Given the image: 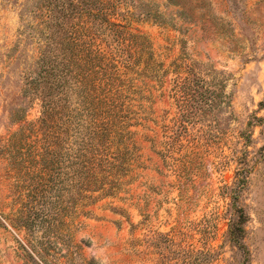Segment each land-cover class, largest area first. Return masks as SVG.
<instances>
[{
    "label": "rangeland",
    "instance_id": "374dc122",
    "mask_svg": "<svg viewBox=\"0 0 264 264\" xmlns=\"http://www.w3.org/2000/svg\"><path fill=\"white\" fill-rule=\"evenodd\" d=\"M0 264H264V0H0Z\"/></svg>",
    "mask_w": 264,
    "mask_h": 264
},
{
    "label": "trees",
    "instance_id": "16d2710c",
    "mask_svg": "<svg viewBox=\"0 0 264 264\" xmlns=\"http://www.w3.org/2000/svg\"><path fill=\"white\" fill-rule=\"evenodd\" d=\"M45 57L41 58V63L43 66H40V70L32 74L33 77H31L29 82L31 85L30 91L33 95V98L37 99L40 102L41 123L44 122L48 117H50L56 106L55 98L53 95L54 81L50 82L48 69L44 67ZM191 71H193L192 66L187 68L188 74H190ZM194 82H196L194 80V76L192 78H190V76H187V78L179 79L176 82V85L181 84L178 85L177 89L184 96L185 104L183 103V109L185 111V108H188V110H190L193 106V103H198L200 102L199 99H202V95L197 91L201 87H198V85H196L194 89H187L186 87V83L191 86V84H193Z\"/></svg>",
    "mask_w": 264,
    "mask_h": 264
}]
</instances>
